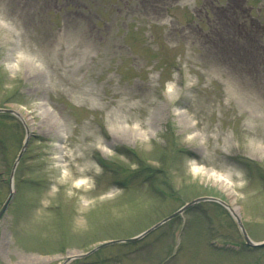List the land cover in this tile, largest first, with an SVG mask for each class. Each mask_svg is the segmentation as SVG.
<instances>
[{"label": "rangeland", "instance_id": "obj_1", "mask_svg": "<svg viewBox=\"0 0 264 264\" xmlns=\"http://www.w3.org/2000/svg\"><path fill=\"white\" fill-rule=\"evenodd\" d=\"M0 108V264H264L210 201L83 258L198 197L264 241V0H0Z\"/></svg>", "mask_w": 264, "mask_h": 264}, {"label": "water", "instance_id": "obj_2", "mask_svg": "<svg viewBox=\"0 0 264 264\" xmlns=\"http://www.w3.org/2000/svg\"><path fill=\"white\" fill-rule=\"evenodd\" d=\"M0 113H11V114L17 115L18 117H20V118L23 120L21 114H20L19 112L15 111V110H12V109H0ZM28 140H29V130H28V128H27V139H26L25 145H24V147H23V149H22V151H21V153H20V155H19V157H18V160H17V162H16V164H15V167H16L17 163L19 162V160L21 159V157H22V155H23V153H24V151H25V149H26V146H27V144H28ZM11 199H12V194H11V196L9 197V199L7 200V202L5 203V205L3 206V208H2L1 211H0V219H1V217L3 216L5 210L7 209L9 203L11 202ZM208 200L219 201V202H221L222 204L226 205V206L230 209V211L233 213L234 217L236 218L238 224L240 225V227H241V229H242V231H243V233H244V235H245V238H246L248 244H250V245H252V246H264V243H254V242L248 237L247 232H246V230H245V228H244V225H243V222H242L241 218H240V217H239V216L233 211V209H231V207H230L228 204H226L225 202H222V201H220V200H218V199H216V198H212V197H201V198H197V199L191 201L190 203L186 204L184 207H182L181 209H179L177 212H175V213L172 214L171 216L167 217V218L164 219L163 221L159 222L157 225H155V226L152 227L151 229L147 230L146 232H144V233L141 234L140 236L135 237V238H132V239H129L128 241H130V242H134V241H137V240L141 239L142 237H144V236L147 235L148 233L152 232L153 230H155L156 228H158V227L161 226L162 224H164V223H166L167 221L173 219L174 217L180 215L181 213H183L184 211H186L188 208L194 206V205L197 204V203H200V202H203V201H208ZM111 243H113V242L105 243V244H103V245L97 247L96 249L101 248V247L106 246V245L111 244ZM96 249H95V250H96ZM69 260H71V259H67L63 264H66Z\"/></svg>", "mask_w": 264, "mask_h": 264}, {"label": "bare ground", "instance_id": "obj_3", "mask_svg": "<svg viewBox=\"0 0 264 264\" xmlns=\"http://www.w3.org/2000/svg\"><path fill=\"white\" fill-rule=\"evenodd\" d=\"M205 38L208 39V40H211L214 43L213 44V47L216 49V52L215 53L217 55H225L226 58H228V59H234L238 55V52L236 50H233L234 48L232 50L226 51V48L228 49V47H229L228 44H227V46H225L224 48H222L223 47L222 39L214 38V37L210 36V34H207V33L205 34ZM133 132H135V131H133ZM119 134L121 136H124L126 134V131L125 130H121V131L119 130ZM135 134H138L139 135V130H138L137 133L135 132ZM62 155H63V153H62ZM82 172L84 174H86L87 170L86 169H82ZM83 184L84 183L81 182V181H77L76 182V185H79V186H81Z\"/></svg>", "mask_w": 264, "mask_h": 264}]
</instances>
